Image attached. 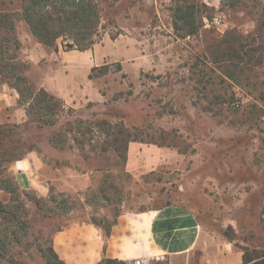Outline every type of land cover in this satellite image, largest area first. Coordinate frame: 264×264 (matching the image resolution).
Here are the masks:
<instances>
[{
  "label": "rangeland",
  "instance_id": "obj_1",
  "mask_svg": "<svg viewBox=\"0 0 264 264\" xmlns=\"http://www.w3.org/2000/svg\"><path fill=\"white\" fill-rule=\"evenodd\" d=\"M193 2L207 6L203 26L182 38L174 10ZM25 3L0 0V89H14L5 79L16 72L32 93L45 84L71 99L35 122L19 99L0 111V179H15L13 164L34 151L49 190L11 201L0 188V264H47L53 234L72 221L109 229L123 212L169 204L264 253V0H95L86 61L71 34L40 43ZM121 128L144 148L131 168L130 143H114Z\"/></svg>",
  "mask_w": 264,
  "mask_h": 264
},
{
  "label": "crops",
  "instance_id": "obj_2",
  "mask_svg": "<svg viewBox=\"0 0 264 264\" xmlns=\"http://www.w3.org/2000/svg\"><path fill=\"white\" fill-rule=\"evenodd\" d=\"M58 53L60 57L67 55L61 47ZM81 54L83 61L89 59L88 51ZM43 86L50 94L70 102L71 94L68 97L59 89ZM18 99L15 89L1 88L0 111L17 106ZM141 147L130 143L129 168L134 162L131 154L143 151ZM38 163L39 157L33 151L11 169L20 189H35L44 196L49 190L38 185ZM51 247L66 264H101L105 259L125 263L142 259L145 264H244L243 248L209 231L193 210L180 204L123 212L110 227L109 235L90 221H72L53 234Z\"/></svg>",
  "mask_w": 264,
  "mask_h": 264
},
{
  "label": "trees",
  "instance_id": "obj_3",
  "mask_svg": "<svg viewBox=\"0 0 264 264\" xmlns=\"http://www.w3.org/2000/svg\"><path fill=\"white\" fill-rule=\"evenodd\" d=\"M50 8L52 11L49 10ZM204 8L206 9L207 6L203 3L177 4L173 14V28L180 37H192L199 33L203 26ZM210 18L211 16H207V19ZM23 19L28 24L32 35L40 43L48 47H54L59 38L71 34L72 43L70 47H75L80 51H87L93 47L95 42L92 39V35L101 20L95 0H27V3L23 7ZM247 54L249 53L247 52ZM237 55L240 56L239 54ZM97 69L99 68H93V72ZM101 70H105L103 74L109 72L108 66H103ZM118 70H121L120 64L118 65ZM89 77L93 79L94 75L90 74ZM5 80L6 83L18 92L20 96L19 103L29 105V116L33 117L30 120L34 121L37 116L41 119V114L44 110L54 113L58 109L59 111L63 109L64 102L62 99L50 94L45 89H39L38 92L32 93L31 87L28 86L25 77L20 73H6ZM28 96L30 99H33L30 103L26 100ZM48 123L49 121L47 120L46 124ZM4 131L5 127L0 125V136ZM131 138V133L125 128H121L119 135H116L114 138V143L118 145L121 142L128 144L131 141H136ZM0 188L11 194V201H14L15 195L20 189L13 178H8L4 181L0 179ZM105 232L109 235L110 228L105 229ZM243 250L244 264H264V253L254 255V252L250 253L245 248ZM45 257L47 264H66L58 257L52 247L49 248V254H45ZM101 264H125V262L105 259Z\"/></svg>",
  "mask_w": 264,
  "mask_h": 264
},
{
  "label": "built area",
  "instance_id": "obj_4",
  "mask_svg": "<svg viewBox=\"0 0 264 264\" xmlns=\"http://www.w3.org/2000/svg\"><path fill=\"white\" fill-rule=\"evenodd\" d=\"M146 262H144L142 259H135L129 262H126L125 264H145Z\"/></svg>",
  "mask_w": 264,
  "mask_h": 264
}]
</instances>
